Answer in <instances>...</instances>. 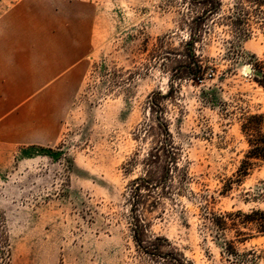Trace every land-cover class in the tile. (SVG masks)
<instances>
[{
  "label": "rangeland",
  "instance_id": "1",
  "mask_svg": "<svg viewBox=\"0 0 264 264\" xmlns=\"http://www.w3.org/2000/svg\"><path fill=\"white\" fill-rule=\"evenodd\" d=\"M221 1L225 15L235 0ZM192 15L184 0H0V57L32 46L41 72L39 141L0 150V264H153L130 232L131 182L154 144L151 96L180 154L141 214L148 234L193 264H264V234L225 231L237 253L228 255L205 218L264 209V159L237 172L243 116L264 112V25L251 15L237 42L213 22L194 45L207 68L193 79L166 59Z\"/></svg>",
  "mask_w": 264,
  "mask_h": 264
},
{
  "label": "trees",
  "instance_id": "2",
  "mask_svg": "<svg viewBox=\"0 0 264 264\" xmlns=\"http://www.w3.org/2000/svg\"><path fill=\"white\" fill-rule=\"evenodd\" d=\"M184 2L191 8L193 14L189 21H185L189 32L187 38L179 44V48L167 52L166 59L170 65L182 66V75H191L193 79H201L207 68L202 63L200 56L195 53L194 45L201 41L213 22L220 21L221 24H226L234 41L237 42L247 37V26L251 15L264 25V0H235L229 13L225 15L220 13L221 0H184ZM258 81L264 88V82ZM147 106L150 113L149 119L153 122L145 123L144 125L147 127L144 129L153 135L154 144L143 159L142 174L131 182V238L136 250L150 257L153 264H193L190 260L185 259L182 253L165 237L150 236L147 232V223L141 215L157 203L158 197L153 196L154 187H157V184H161V187L164 186V182L170 179L171 171H179L180 154L169 131L168 121L164 117L160 100L151 96L147 101ZM239 129L247 144L243 158L237 167L240 179L248 173L254 163L264 159V112L245 114ZM205 218L214 231L212 236L215 239L223 238V249L228 255L237 253L232 242L224 238L225 231L234 229L236 235L241 236L245 232L238 225L242 227L250 225L259 235L264 234V209H251L248 212L241 210L221 213L209 212ZM245 240L246 236L238 239L240 242ZM7 253L6 229L3 224H0V255L4 256ZM256 260L257 257L254 256L251 264H257ZM238 263L246 264V261L240 258Z\"/></svg>",
  "mask_w": 264,
  "mask_h": 264
},
{
  "label": "crops",
  "instance_id": "3",
  "mask_svg": "<svg viewBox=\"0 0 264 264\" xmlns=\"http://www.w3.org/2000/svg\"><path fill=\"white\" fill-rule=\"evenodd\" d=\"M14 50L17 51L4 52L0 57V150L33 144L40 138L39 108L35 104L41 78L40 57L35 56L39 52L32 46L14 47ZM20 65L23 67L19 68ZM20 79L23 85L19 84ZM18 101L24 102L22 110L18 109Z\"/></svg>",
  "mask_w": 264,
  "mask_h": 264
},
{
  "label": "water",
  "instance_id": "4",
  "mask_svg": "<svg viewBox=\"0 0 264 264\" xmlns=\"http://www.w3.org/2000/svg\"><path fill=\"white\" fill-rule=\"evenodd\" d=\"M246 70H247V71H250V68H247Z\"/></svg>",
  "mask_w": 264,
  "mask_h": 264
}]
</instances>
